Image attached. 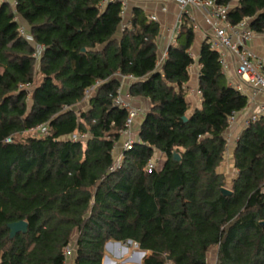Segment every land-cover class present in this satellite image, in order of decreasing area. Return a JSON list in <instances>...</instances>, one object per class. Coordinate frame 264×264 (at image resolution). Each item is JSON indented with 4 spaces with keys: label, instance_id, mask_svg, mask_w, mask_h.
<instances>
[{
    "label": "trees",
    "instance_id": "16d2710c",
    "mask_svg": "<svg viewBox=\"0 0 264 264\" xmlns=\"http://www.w3.org/2000/svg\"><path fill=\"white\" fill-rule=\"evenodd\" d=\"M214 1L229 5L230 24L264 32V0ZM121 10L118 1L0 0V264H65L66 247L72 264H103L109 241L150 252L143 264H208L211 247L215 264H264V114L239 132L228 182L218 171L224 134L247 96L206 41L192 56L188 17L156 66L159 23L139 6L125 23ZM195 63L200 105L188 113ZM128 74L130 96L150 106L111 171L127 116L113 99ZM41 124L46 135L30 132ZM157 152L164 160L148 173ZM20 219L27 231L9 238L7 224Z\"/></svg>",
    "mask_w": 264,
    "mask_h": 264
},
{
    "label": "built area",
    "instance_id": "2783aa9c",
    "mask_svg": "<svg viewBox=\"0 0 264 264\" xmlns=\"http://www.w3.org/2000/svg\"><path fill=\"white\" fill-rule=\"evenodd\" d=\"M118 1L121 4V15H128L129 4L127 0H102L103 3ZM177 6V14L175 17V23L171 28L168 29L164 39L163 36H158L159 55L156 59V66H160L167 54L168 45L172 44L176 40V36L180 31V25L183 17H188L193 23L194 27L200 28L199 19L196 12L198 11L204 24L207 25V29L203 30L202 41H206L211 49L218 51L219 60L223 68L227 67L225 60L226 54H231L236 60L235 73L240 80L251 89V97H254L257 93H260L263 100L258 101L251 107L252 103L247 100L246 106L240 111H232L228 117V126L225 131L226 139V152L230 151V147L235 144L238 138L237 135H232L229 130L237 122L240 117L242 128L247 125L250 121H254L259 118L260 115L264 114V55H258L253 52L247 45L253 36L256 34L252 29L249 28L246 20L240 21L239 23L232 25L227 19V13L229 5H222L216 3L214 0H172ZM161 10L166 11V6L162 5ZM128 15L123 22L129 20ZM148 17L152 20H157L155 14H149ZM125 23L123 25H125ZM122 25V26H123ZM20 32L25 34L21 28ZM190 68V67H189ZM198 76V73H197ZM121 84L117 88V93L114 96L113 102L120 108L127 110V116L125 119V128L121 131V142L117 143V152L114 155L112 166L109 170H114L120 166L122 160V152L129 150L137 141V131L133 129V126L138 118L143 117L145 111L141 108L136 107L132 103V96L128 93V85L135 78L131 75H122ZM93 89L91 86L86 93H89ZM238 90L242 93V89L238 86ZM198 91V90H197ZM35 135H46L48 129L46 125L41 124L30 130ZM72 139H77L76 135H72ZM6 138V141H9ZM158 158L150 159L145 167V170L150 173L156 168ZM135 245V244H134ZM70 247H66L64 252L69 255Z\"/></svg>",
    "mask_w": 264,
    "mask_h": 264
},
{
    "label": "crops",
    "instance_id": "0c3cea01",
    "mask_svg": "<svg viewBox=\"0 0 264 264\" xmlns=\"http://www.w3.org/2000/svg\"><path fill=\"white\" fill-rule=\"evenodd\" d=\"M12 1V0H10ZM129 4L128 8V15L130 14L131 7L133 6H139L141 9L145 11L147 15L149 14H155L157 18V22L160 25V35L163 36L162 39H164L167 31L169 28L173 26L175 23V17L177 14V6L172 0H127ZM237 0H233V3H236ZM166 6V11L161 10V6ZM197 17L199 19V26L200 28H195V39L193 42V45L191 47V54L196 59L197 54L199 52L200 43L202 42V31L207 29V25L204 24L200 13L196 12ZM248 47L255 52L258 55H264V32L263 33H256L253 38L248 41L247 43ZM225 60L227 62V67L224 69L225 76L228 80V83L238 89V86H240V89H242L243 93L247 96V100H249V103L251 104V107L255 105V103L258 101H262L263 97L260 93H257L254 97H251V89L245 85L240 78L235 73V67H236V60L234 59V56L231 54H226ZM198 64L195 63L189 68V80L187 82L188 88H187V94H186V100L190 104V108L188 113H190L194 108L199 107L200 105V97L199 93L197 91V73H198ZM132 103L134 106L141 108L143 111H146L150 103L148 99L144 97H132ZM141 122V118H138L133 126V129L135 131H138L139 125ZM242 129L240 117H238L237 122L231 127L229 132L234 136L239 134V132ZM118 149V148H116ZM117 151V150H115ZM231 153L232 149L225 153V158L221 164L224 161H227L229 164L228 170L224 173L226 179L228 182H230L231 178L236 174V169L232 166V159H231ZM156 158L160 161V164L163 162L164 157L161 155L160 152H157L155 155ZM220 166L218 167V171L222 172L220 170ZM111 242V241H109Z\"/></svg>",
    "mask_w": 264,
    "mask_h": 264
},
{
    "label": "rangeland",
    "instance_id": "374dc122",
    "mask_svg": "<svg viewBox=\"0 0 264 264\" xmlns=\"http://www.w3.org/2000/svg\"><path fill=\"white\" fill-rule=\"evenodd\" d=\"M128 15H124L123 20L127 17ZM92 92L90 91L89 93H87L86 95V99L88 98L89 94H91ZM85 104H81L82 107ZM241 130V129H240ZM231 150V147H230ZM156 158V156H154ZM152 159H155V158ZM228 158L225 157L224 155V159ZM158 160H156L157 162ZM160 166V161H158V163L156 164V167ZM229 167V164L227 161H224L221 164L220 170H222V172H226ZM147 252V251H146ZM140 250L134 245V244H121V243H116V242H107L105 244V254L103 256L102 262L106 263V264H112L115 262H122V263H132V264H143V261L145 259V257H147L150 252H147V256L144 255L143 257H141L142 255H139ZM71 255V256H70ZM133 258V259H130ZM137 258L139 259V261H137ZM207 259H208V264H215L216 263V247H211L208 252H207ZM106 260V261H105ZM65 264H72V254H69L67 257V260L65 262ZM167 264H171L170 262H167Z\"/></svg>",
    "mask_w": 264,
    "mask_h": 264
},
{
    "label": "water",
    "instance_id": "95a60500",
    "mask_svg": "<svg viewBox=\"0 0 264 264\" xmlns=\"http://www.w3.org/2000/svg\"><path fill=\"white\" fill-rule=\"evenodd\" d=\"M182 118L184 120H186V116H182ZM172 156H173V159L176 160V161H178L180 159V156H179V154L176 151H173ZM221 191L224 194H229L230 193L229 189L223 188V187L221 188ZM261 223H264V222L261 221ZM7 227L9 229V238H12L18 232L25 233L27 231V222L25 220L20 219V220L8 223ZM116 243H118V242H116ZM143 253H144V251H140L139 255H142ZM130 259H133V258H130ZM137 261H139L138 258H137ZM102 263L106 264L104 262H102ZM112 264H114V263H112Z\"/></svg>",
    "mask_w": 264,
    "mask_h": 264
},
{
    "label": "bare ground",
    "instance_id": "6f19581e",
    "mask_svg": "<svg viewBox=\"0 0 264 264\" xmlns=\"http://www.w3.org/2000/svg\"><path fill=\"white\" fill-rule=\"evenodd\" d=\"M144 255V254H143ZM143 255L141 257H143Z\"/></svg>",
    "mask_w": 264,
    "mask_h": 264
}]
</instances>
